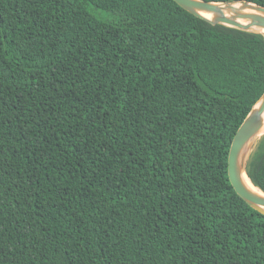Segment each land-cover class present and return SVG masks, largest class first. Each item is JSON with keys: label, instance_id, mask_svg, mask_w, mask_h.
Here are the masks:
<instances>
[{"label": "trees", "instance_id": "1", "mask_svg": "<svg viewBox=\"0 0 264 264\" xmlns=\"http://www.w3.org/2000/svg\"><path fill=\"white\" fill-rule=\"evenodd\" d=\"M263 92L264 33L174 0H0V264H264Z\"/></svg>", "mask_w": 264, "mask_h": 264}, {"label": "water", "instance_id": "2", "mask_svg": "<svg viewBox=\"0 0 264 264\" xmlns=\"http://www.w3.org/2000/svg\"><path fill=\"white\" fill-rule=\"evenodd\" d=\"M178 5L189 13L206 19L212 24H224L231 27L247 31H262L264 29V6L248 1H223L213 2L206 0H174ZM233 3H240L252 11L248 13H239L235 17H227L219 8L220 4L230 6ZM202 12L215 13L213 18L205 17ZM244 19L245 22L238 21L237 18ZM264 111V92L258 101L246 115L237 131L235 132L230 143L227 159V173L229 181L235 192L253 209L264 215V192L258 188L248 177L245 166L250 155L253 143L264 134L262 133V113ZM246 173L254 187L260 192L250 189L242 179V174Z\"/></svg>", "mask_w": 264, "mask_h": 264}, {"label": "bare ground", "instance_id": "3", "mask_svg": "<svg viewBox=\"0 0 264 264\" xmlns=\"http://www.w3.org/2000/svg\"><path fill=\"white\" fill-rule=\"evenodd\" d=\"M223 14L227 17H235L237 16L239 13H248V12H251L252 10L248 7H244L242 4L240 3H233L232 5H228V6H224L223 4L221 5L220 4V7H219ZM202 14L205 16V17H208V18H213L216 14L215 13H210V12H202ZM238 21L240 22H245L244 19H241L240 17L237 18ZM263 33H264V29H263ZM262 128H261V131L262 133L264 132V111L262 113ZM242 179H243V182L252 190L256 191V192H260L259 189L257 187H254V185L251 184L250 180L247 178V175L246 173L244 172L242 174Z\"/></svg>", "mask_w": 264, "mask_h": 264}, {"label": "rangeland", "instance_id": "4", "mask_svg": "<svg viewBox=\"0 0 264 264\" xmlns=\"http://www.w3.org/2000/svg\"><path fill=\"white\" fill-rule=\"evenodd\" d=\"M92 12L94 14H96V16L98 17H103V13L102 12H98L97 9H94L92 10ZM262 136V135H261ZM261 136L253 143L252 147H251V150H250V153H252V151L256 148L257 144H258V141L259 139L261 138Z\"/></svg>", "mask_w": 264, "mask_h": 264}]
</instances>
